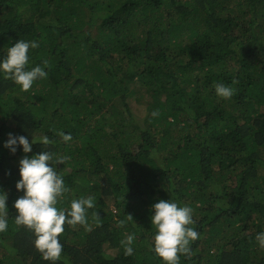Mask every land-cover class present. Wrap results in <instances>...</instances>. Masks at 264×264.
Returning <instances> with one entry per match:
<instances>
[{"label": "trees", "instance_id": "1", "mask_svg": "<svg viewBox=\"0 0 264 264\" xmlns=\"http://www.w3.org/2000/svg\"><path fill=\"white\" fill-rule=\"evenodd\" d=\"M18 39L38 41L29 66L47 78L22 91L0 74V264H51L13 219L19 160L40 151L70 157L55 165L70 189L58 208L95 201L86 225H64L55 264H162L160 199L194 209L199 239L180 264H264V0H0V57ZM218 82L235 94L216 96ZM136 84L148 98L137 115ZM9 133L52 142L13 154Z\"/></svg>", "mask_w": 264, "mask_h": 264}, {"label": "clouds", "instance_id": "2", "mask_svg": "<svg viewBox=\"0 0 264 264\" xmlns=\"http://www.w3.org/2000/svg\"><path fill=\"white\" fill-rule=\"evenodd\" d=\"M39 47L38 41L18 39L12 43L6 54L0 57V74L19 86L22 91L32 88L34 82L47 78V72L41 65L29 66L30 49ZM43 64L48 65L44 60ZM216 96L221 99H230L236 89L224 82L214 85ZM151 115L158 116L154 110ZM64 142L72 139L71 133L58 131ZM39 142L49 145L52 141L47 135L35 139L28 136L8 134L4 147L11 153L17 151V146L24 154L32 152V145ZM70 159L66 155H56L50 151H40L31 156L24 155L18 164L19 179L15 184L17 192H23L13 203L16 225H22L32 231L33 246L42 255L45 261L55 264L61 257L63 244L59 236L64 232V225H86L88 210L95 207L92 196L74 198L67 208L57 207L64 194L70 189L67 187L64 176L57 171L56 164H64ZM52 162V163H49ZM7 193L0 189V233L8 229ZM150 222L155 233L152 237L151 250L161 259L162 264H180L181 255L191 256V245L199 239V233L193 227L194 209L187 204L180 205L177 201L160 199L150 206ZM98 218V213L96 214ZM133 221L131 215H126ZM124 220H119L117 226H123ZM258 246L264 248V232H258L256 237ZM135 234H128L121 243L124 245V254L131 256L134 252L132 244Z\"/></svg>", "mask_w": 264, "mask_h": 264}, {"label": "rangeland", "instance_id": "3", "mask_svg": "<svg viewBox=\"0 0 264 264\" xmlns=\"http://www.w3.org/2000/svg\"><path fill=\"white\" fill-rule=\"evenodd\" d=\"M132 90H134V92H135V95H134L135 100L133 99L132 103H131L133 105L132 111L135 115H137V114L142 112V107H145L148 104V98H147L146 92L144 91V88L141 85L136 84L132 88ZM98 120H96V118H92L90 121L98 124L99 123ZM100 121L102 122V120H100ZM108 253H112V252L108 251ZM104 255H108V254L106 252H104L103 256ZM98 259L101 260L102 256L98 257Z\"/></svg>", "mask_w": 264, "mask_h": 264}]
</instances>
